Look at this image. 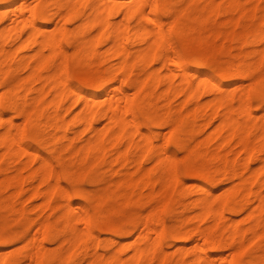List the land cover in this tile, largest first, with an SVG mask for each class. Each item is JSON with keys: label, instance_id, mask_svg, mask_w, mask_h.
Listing matches in <instances>:
<instances>
[{"label": "rangeland", "instance_id": "374dc122", "mask_svg": "<svg viewBox=\"0 0 264 264\" xmlns=\"http://www.w3.org/2000/svg\"><path fill=\"white\" fill-rule=\"evenodd\" d=\"M35 1L36 0H33L32 3H34ZM43 1L45 3H46V1L47 2L49 1L48 2V8L50 9V11H52L53 9H54L53 11H55V9L58 10L57 12H55V14H54L55 16L52 18V20L47 23L48 29L54 28L55 26H54L53 20H57L59 23L60 22L59 20H61L60 18L57 19V17H58L57 15H59V11L63 12L64 10H66L64 8L65 7V0H61V2H60L61 4H56V6H58V8L53 7L55 5L50 3V0H43ZM127 1H129V0H127ZM167 1H169L168 4H167L166 0H164L163 3L165 2V4L168 6L167 7L165 5L167 8L174 9L173 14L172 13L170 15L167 14L163 8L164 6L161 9L160 6L163 3L159 2V9H158L157 15L162 20H164V25H163L164 27L166 26V24H167V26H169V28H167V26H166V28L168 30L167 32H166V28H164V29L166 32L165 33L166 36H167V33H168V35L170 34L168 36L170 42L169 43H168V41L164 42V39H163L162 42L157 45V47H156V55L157 56H155V58H154V61H153L154 67L153 68L156 70V72L160 71L161 74L165 75V78H166L168 76L167 74L171 73L168 70L171 68V66H170V68H168L169 66H167V67L162 66V63H163L162 56L165 54V52L167 54V51H168V53L170 52L169 55H171V54L173 55V53H174L173 51L176 50V53H174V55L181 56L183 61H185V63L188 66L187 69H188L189 73H191V71L195 72L196 70L199 71L200 73L205 72L206 74H209L211 81H214V82L217 81V84L220 82L221 84L220 83L218 84L220 93H219L218 89H216V86L218 87V85H216L214 88V85L213 84L210 85L209 84L210 82H208L207 85H209V86L206 85V87L200 89V91L202 89L203 90H202V92H199L200 95L198 96V99H196V98H195V100L189 99V98L184 99L183 95H185V93L178 91L179 89H177V88H179V85L175 89L176 85L174 86V84H172L174 82L177 84H178V82L180 83V81H179L181 79L180 72L182 73V71H181L182 69L180 70L177 67H175V70L177 69L176 71L173 69L174 72H172L171 75H173V73H174L175 76H173V78L171 77L172 79H170L171 80L170 83H168V82L166 83L164 76L161 77V75H159L160 74V72H159V73L155 74L152 77V79L147 81L144 88H142L139 91L138 90L134 91V90H136V89H134V88H136L135 84L139 80H141L142 73H145L144 71H146L144 68L149 67V66L145 65L137 57H136V59L134 57L135 60L133 58H132V60H133V63H135V64L132 65L133 66L132 70L128 76L127 81H125V83L122 80L124 75L122 74L123 76H120L121 73L120 74L118 73L116 76H114V75L112 76V74H110V76H108L110 73V70L115 65V61H117L115 56L114 55L111 56L112 53L108 50V48H110V43L105 38H103V36H99L98 38L96 37L97 39L94 38L95 39L94 40L95 41V47L97 48V50H100V51L94 52L96 50V48L93 47V51L91 50L90 52H88L90 54L86 53L85 55H83V53L81 52L82 54L80 53V54H78V56H76V55L73 56V54H75V52H74L75 51V49H74L75 44H77L76 43L77 41L81 40V33L78 31V28L76 29V25L78 26L81 19L76 18V20H75V18H71L73 21H69L68 19H65L63 21V19H62L63 23H61L60 25L63 26V24H64V28H65L66 32H65V34H63L60 37L59 42H60L61 47L64 49V51L67 52L66 56H65L66 68L64 69L65 70L64 75L67 79L68 85H70L69 87L73 88V91L77 90V91L81 92L83 95H87V94L92 93V94H95L96 96H99L100 98H103L104 94L106 92L105 89L108 88V86H110L112 84L114 85L116 82H117L116 84H118L119 80L122 81V84L120 83L116 87L121 86L123 89H126V91L130 90V91H128L129 93H133V92L135 93L136 92L135 94L134 93L132 94V97L134 98L133 108H132V111H130L131 114L128 113L129 115L127 114V116L129 117L130 115H133V117H134L133 120L137 121V124L140 128V131H135V133L133 134V141L131 143H129L130 140L128 138L121 139V141L120 140H111L109 144L105 143V144H108V146L105 145V150H103V153H101V155L102 154L103 155L102 156L100 155L101 157L99 156L100 158H98L97 155H89V156H91V159L89 156H87L85 159H83L81 157L80 153L78 152L79 148L75 152H73L74 150H72V149H74L75 146L80 145L84 139L88 140V137H90V135H91L89 133L90 130L85 128L84 126H82L84 123H82V122L80 123L77 121H75V123L72 122V119H73L74 114H75V110L77 111V109H78L77 107H79L80 104L82 106V103H83L82 99L83 98L79 99V100L72 99V97H71L72 95H67L68 92L66 91V93H65L66 96L64 95L63 97H61V99H59L60 101H58V106H57L58 109H55L56 108L55 105H57V104L53 105L54 103H51V100L54 96L52 95L53 93H49V92H52V91H50V87L48 85L49 83H51L49 81L46 83V86H45L46 92L43 95V97H44L43 100L41 101V103L44 102V105L46 104L45 102L48 101L47 106L46 107L42 106L41 110L38 108L36 111V114H34V118L32 120H26L25 119L24 122L22 123V120L24 119V118H22V116L24 115L21 112L22 108H28L29 107V104L31 102L29 99L32 100L34 97V95H32V94H36L37 89L43 85V83L41 81H39V80L35 81L34 80L35 82L32 81V84L30 85L31 88L26 91L28 93V96H32V97H28L27 101H30V102H23L22 103L21 101H19L17 106L7 107V108L4 107L5 109L3 108V105H0V113L4 117L10 115L11 117L10 116L9 117L13 118L14 121L16 122V125H15L16 129H14V132L16 130L19 131L16 126L21 125V123L23 124L22 128L20 129L21 133L19 134L18 132H15L16 136H18L20 138L18 139V137H17L15 139V140H17V142L14 140V142H15L14 148L16 146V143H17V145L18 144L21 145V146H19V145L17 146L18 147L17 150L22 151V150H24L25 147L27 148V150L25 148V150L27 152L26 151L23 152V155H19L21 153V151L20 152L17 151L18 154H16L15 156L14 155L11 156L12 154L10 155L9 153H7L9 155L6 156V155H4L6 153L3 154V152H4L3 147L0 146V154L1 155L3 154L2 157L0 155V188H1L0 189L1 190L0 191V253L1 254L3 253L2 256L4 255V253H7V255L5 254L6 256L4 255L5 259L3 260L2 264L8 263L7 259H6V258H9L8 255L12 256L8 259L10 261L8 264H11V262H13V261H15V264L16 263L21 264L22 262L24 263V261L27 259V257H25L27 255V254H25V252L28 250V252L30 253L33 250V248H32L33 243L31 242L32 245L30 246L31 243L27 242L28 240H25V238H27L28 236L29 237L31 236L30 238H32V236L36 233V231H35L36 224L37 223L39 224V225L37 224V228H38L41 224H43L44 221H42V220L44 218H47V219L50 218V219L48 220L49 222L45 221L47 223L46 234H43V236H42V232H40L41 235L38 233V236L39 235L42 236V241H41L42 244H45L44 245L45 248L43 249V255L45 256V259H43L44 256H42L41 262H39L40 264H61L63 262L62 260H64V262H66V264H98L99 261H101V263H102V260L104 258L107 260H103V264H104V262H105V264H108V263L109 264H138L139 262H140L139 264H142V262L139 261L138 259L132 258V253L134 252V250L132 251L133 248H132L131 244L133 245V240L135 241V239H137L136 238L137 237L136 231H138V233L140 232V230L142 228V223H143L142 220L144 219L145 215H148L147 214L148 212L149 213H151V212L155 213V215L159 218V220H161L159 223L163 222V224L162 223L161 224L164 226V231H165L163 233L162 237L160 238V246L162 245L161 248H164V251H166V252L162 253L163 252L162 249L160 250V248H158V251L159 250L162 251L161 253L163 256L161 254L158 255V251H157L152 256V258L150 256V263L151 264H159L158 261H160V259L158 257L164 258L161 261L162 263L160 262L161 264H193V260H194V258H196V256H200V259H201V261H203V263H205V260L207 261V259L210 258L209 257L210 255L212 257V254H214L213 256H216V254L219 255V253H222L226 256H230V254L232 253L231 251H234L233 250L234 248H233V246H231V244H230L231 247L228 245L229 244V238H228V243L225 242L227 240H226V237H224V235L227 233L226 235L228 236V233H229L230 229H232V227H234V228L238 227L236 229H232V230H234V233H231L232 235H230L231 236L230 239L233 238L232 241H235V244H237V242H238V247L242 246L241 247L242 249L240 248L241 249L240 260H241L242 264H249V262L251 264L252 263L253 264H264V230H263L264 224L262 223L261 225L257 226L256 228H253L254 226H253L252 222H254V221H252V219H250L248 217L249 212L253 211V209H255L257 206L256 204L258 203L255 190L256 189L261 190L260 186H264V179H263L264 178V169L262 170L263 172L258 174V176L256 174H253L254 172L252 170H250V167H251V169L253 168V170H254L257 167L262 165L261 160L263 159L264 152H261V151L264 150V143H263V139H260V137H258V135H259V133L261 134V125H262L261 121L263 120L264 116L262 114H260V116L257 117L258 120L255 119L256 117H253L254 118L253 120H255V122H254L255 126L253 128L252 125H254V124L250 125V126H252V128L249 130L250 141L252 140L251 138L255 139L256 141L252 140L253 142H256V143H254L255 147L259 146L258 148L254 149V150H256V151L258 150L259 152H261V153H258V151L257 152L254 151L253 157H254V155L260 154V156H256L259 159L256 157H255L256 160L252 158L251 160L248 161L250 164L248 166H245L246 161H247V154L245 151H244L245 153H243L242 148L239 149L240 143L237 142L238 144H236L234 142V140L237 137H231L230 139H228V140L226 139V141L223 142L221 139L222 138L224 139L225 137L216 136L213 134L214 133L213 130L215 128V126L213 127V125L218 124L217 121L219 119L218 118L219 117V111L223 108L225 110V107L223 106L221 108L216 109L217 112L214 111L215 113L212 116V115H210V113L213 114V112L208 111L210 109V107H212V105L207 106V107H205V105L204 106L202 105V103L206 102V100L212 99L214 97L213 94H217V91L219 94H221L224 91L226 93L227 90H235L234 84L236 82H238L239 78H240L241 79L240 81L242 83H244V85H245L244 87L247 88V94H248L247 101H248V105H249L251 112H255V113L257 112V114L254 113L255 116L259 115V113L262 112L261 106L264 104V89H263L264 88V86H263L264 85V76L262 78L263 80H261L263 82L261 83V81H260V84H259V86H261V87H259L260 88L259 92L262 93V95L259 92H258L259 95L257 92H254L253 88L251 91V87H253L252 85H254V84H252L254 81L252 78V75L257 77V76H259V75H257V73H260L261 70L264 72V65L261 66L264 63V59H263V57H264V39H262V38H264V34H263L264 33V24L261 23V22H264V0H240L241 4L238 2L240 4L239 6L237 3L238 0H236V1L234 0L235 1L234 3L235 4L237 3L236 4L237 6L235 4H230V3L227 4V2H228L227 0H215L216 4L218 3V5H216L217 7L214 6L215 8L213 7L214 10L211 6H210L211 8L209 6H206V5H209V4H207L208 3L207 0H205V1L204 0H191L188 4H186L187 6L185 8L183 7L185 9L184 12L182 11L183 8H181L180 5H183L182 3H185L186 0H167ZM171 1L172 2L175 1V3H172ZM161 2H162V0H161ZM90 3H92V0ZM62 5H64V6H62ZM184 6H185V4H184ZM218 6H219V8H218ZM231 6H233V7H231ZM234 6L236 7V9L232 10L233 8H235ZM7 7H10L8 5V1L0 0V10L1 9L3 10L5 8V10L9 11V13H8V15H9L11 12V7H10V9L9 8L6 9ZM166 7H165V9H166ZM208 8L212 9L213 12L210 11V9L207 10ZM147 9L149 11V8H147ZM82 10L85 13H88L87 10L90 11L89 6L88 7L86 6V8L84 7ZM200 11H201V13H200ZM215 11H216V13H215ZM114 12H112L114 16L111 14L112 15L111 18L114 19V21H117V20H120L121 18H123V16L120 15L122 11H117V12H115L116 14H114ZM174 12L178 13V14H180V12H181V14H180V16H178V20L172 24L170 21H173V15L175 14ZM11 14H10V16L7 15L5 18L0 17V26H2V27L5 26V24H3L4 21H6V22L8 21L7 24L9 22H11V21H9V19L12 18ZM165 14H166V16H165ZM183 15H184V17H183ZM167 18H168V20H167ZM36 20H39L38 17H36ZM165 20L167 21L166 23H165ZM120 21H122V20H120ZM77 22H78V24H77ZM125 23L126 24L128 23L127 24L129 26L128 29H129V32L131 34L133 31L132 30L133 28H131V27L136 24L135 17L128 18ZM255 23L258 26H259L258 23H260V26L263 27V30L261 32L259 31L260 28L257 27V25ZM152 26L155 28L157 27L154 24ZM254 26H256V29L259 28V30H256V31L260 32L259 35L261 36V38L259 36L257 40L254 39V41H253V37L256 38L255 36L257 34V32L256 33L254 32L255 31ZM130 28H131V31H130ZM0 29H2V28H0ZM75 29H76V31H75ZM17 30H18V32L15 35H17L18 33H20V34H18L19 37L16 36L15 39H13V37H12L15 30H13L14 32L11 31V33L6 35V39H7L6 43L9 41L8 43H9V46L11 48L12 47L14 48V46H16V45L18 46V44H19L18 42H19L21 36H23V38H24V36L26 35L25 34L26 32L19 31L21 29L18 28ZM178 30H179V33H178ZM68 32H70L72 34V36L69 34V37L66 38L67 37L66 34L68 35ZM73 32L75 33V36H76L75 38L73 37V35H74ZM97 32H98V28H91L88 31L87 35L89 34L90 37L91 36L94 37L97 34ZM261 33H262V35H261ZM130 34H129V36H130ZM241 35H242V37H241ZM251 35H253V37ZM248 36H250V37H248ZM251 37H252V39H251ZM72 38L74 41L72 40ZM165 38L168 39L167 37H165ZM69 39H71V40H69ZM133 43L135 45H133ZM164 43L169 44L168 47H170L169 48L170 51H169V49H167L168 47L166 48L167 45L165 47L163 46ZM125 44L126 45L128 44L127 46L129 48L132 46L135 47L136 45H138L135 42V40H133L131 37H130L129 41L127 39H125ZM9 46H7V47L9 48ZM35 47H36V45L33 44L30 47V49L35 50L34 49ZM99 47H100V49H99ZM172 48H173V51H171ZM73 49H74V51H73ZM255 49L257 51L259 50L258 51L259 53L255 52L256 51ZM245 51H247V52H245ZM97 52H99V53H97ZM260 53L261 54L263 53L262 54L263 57H261V58H260V56H261ZM104 54H105V57L107 55L108 56L106 58H104V56H103ZM193 54H194V56H193ZM245 54H247V56H249V57H247ZM259 54H260V56L258 58ZM82 55H83L84 59H83V57L79 58V56H82ZM87 55L88 56L91 55V56L88 57ZM133 56H136V55H134V51L132 52L131 57H133ZM100 57H103L104 59L100 58ZM163 57H165V56H163ZM256 58H258V60L263 59V61L260 64H257L258 60ZM51 60H52V62L50 63L51 65L48 64V66H46V70H49V72L53 68L54 63L57 65L59 59L53 57V59H50L49 62ZM75 60L77 62H79V64L77 62H75ZM83 60H85V62ZM249 60H252L254 62H251L249 64L248 63ZM56 61H57V63H56ZM86 61H88L89 63L87 64ZM138 62H140V63L138 64ZM239 62H240V65H239ZM242 62H243V64H242ZM74 63H75V65H74ZM142 63L145 66L141 65ZM254 64L256 65L255 66L256 69L253 68ZM11 65L13 67V70H15V71H12L13 75L11 74V77H9L10 75L8 76L9 79H18L19 76L21 78V76L26 75V73H27V72H25L26 70H21V68L17 65L16 62L12 61ZM135 66H137V67H135ZM159 67H161V69ZM172 67H174L173 64H172ZM227 67H228V69H227ZM233 67H235V68H233ZM242 67L244 69H242ZM109 68H110V70H109ZM229 68H230V70H229ZM250 69H252L253 71H251ZM46 70L44 69L43 72H45ZM105 70H108V71L105 72ZM233 70H235V71H233ZM244 70H245V72H244ZM166 71H168V72H166ZM49 72L46 71L45 73H49ZM132 72L134 74H132ZM239 72H241L242 74L240 75ZM221 73L223 75H221ZM247 73H248V75H247ZM190 75H189V77H190ZM246 75H247V77H246ZM261 75H263V74H261ZM117 76H119V77H117ZM139 76H140V79H138ZM191 76H193V77H190L192 82L193 81H194V83H195V81L197 82V80H195V79H198L197 75L195 76L196 78L194 77V73ZM104 77H106V78H104ZM109 77H110V79H109ZM103 78L106 80H103ZM135 78H136V81H135ZM158 78H160V79H158ZM167 78L169 79V76ZM2 79H3V75H2V77L0 76V80H2ZM137 79H138V81H137ZM168 79H167V81H169ZM102 80L104 81V83H102L103 82ZM133 80L135 81V83L133 82ZM128 81H130V82H128ZM160 81H162V82H160ZM153 82L155 84H157L156 87L154 85L155 88H153ZM148 83H151V84H148ZM250 83H251V85H250ZM127 84H128V86H127ZM168 84H171V86L170 85L168 86ZM113 85H112V87H113ZM220 85L222 86V88ZM28 86H29V84H28ZM167 86L171 87V88L168 89V94L166 95V93L164 91H166ZM148 87L150 88V92L148 89L145 90ZM32 88H36V89H32ZM162 88L165 90H163ZM2 89H4V87L0 86V92ZM68 89H70V88H68ZM170 89H171V91H170ZM209 89L210 90L212 89L213 91L212 90L210 91ZM215 89L217 90L216 93L214 91ZM222 89H223V91H222ZM239 89L240 88L236 89L237 93L240 90L242 91V89H240V90ZM33 90H35V91H33ZM204 90H205V92H208V93L203 95ZM243 90H244V88H243ZM21 91L25 92V89L21 90ZM143 91H147L146 92L147 95ZM161 92L165 93L164 96H163V93H161ZM170 92H174L175 95H172L174 93L170 94ZM160 93H161V95H160ZM225 93H224V95H225ZM237 93H235L236 97L239 96V93H238V95H236ZM142 94H145V96H143L141 98ZM147 96H149V98ZM236 97H234V100H233L235 107L238 105V100H239V98L238 97L236 98ZM65 98H66V100H65ZM73 98H77V96L74 94ZM170 98H172V99H170ZM138 99L140 101L141 100L142 101L137 102ZM183 99L186 101H184V103L182 105ZM145 100L146 101L149 100L150 101L149 103H152V105L150 106V104L146 103ZM73 101L76 103L72 104ZM167 102H169V103L167 104ZM55 103H57V102H55ZM140 104H143V105H140ZM164 104H165V106H164ZM200 104H201V107L203 106V107H205V109L203 107L202 108L204 110L200 108L201 114H197L196 111L198 113L200 112L198 110V106ZM139 106H141V107H139ZM59 107L62 109H59ZM217 107H218V105H217ZM8 108H10V109H8ZM141 108H142V110L140 111ZM166 108H169V109L165 112L164 109L166 110ZM186 108H187V110L185 111ZM195 108H197V109H195ZM213 108H215V106ZM193 109H194V112H193ZM39 110L41 112H39ZM55 110L59 111L60 114L68 120V122H67V120H65L64 117L60 116L59 114H58V116L61 117V120H60L61 123H63V122L64 123L61 124L60 121L58 122V119H59V117L57 116L58 112L56 113ZM143 110H145L144 111L145 113L143 112ZM184 111H185V113H184ZM190 111H191V113H193L192 115H194V116L191 115L193 118L189 117ZM182 112H183V114H182ZM220 112H222V110ZM53 113H55L57 118L54 117L55 115H47V114H53ZM239 114H240V112H239ZM36 115H38L39 118H37ZM145 115H147V117ZM261 115L263 117H261ZM131 117L132 116L129 117L130 120H132ZM241 117H243V114L241 115ZM249 117H248V119H250ZM178 118L180 120H177ZM4 119H9V118L5 117ZM47 120L53 121V123H52V126L50 125V127H48V128L46 125V127H45L46 130H45V128H43V127L45 126V124L48 123ZM100 120H102L103 124L100 123ZM100 120L98 119L97 122L95 120V125L99 124L100 126L99 125H96V126H99L100 129H103L106 119L100 118ZM146 120H148V123ZM35 121L39 122V123H35ZM6 122H7V120L1 121V123H0V127H1L0 128V134L2 133V131L5 130V127H3V126L9 124ZM18 122H20V124L17 125ZM66 122H67V124H66ZM174 122L176 124H173L174 125V127H172L173 129L172 130L170 129L171 131H169V125L171 126L172 123H174ZM41 123H43L44 126L41 125ZM166 123H168V124H166ZM251 123H252V121H251ZM1 124H2V126H1ZM60 124H61V126L63 125L62 127L64 128V131H63V129H61L62 127L60 126ZM54 125H55V127L58 126V128L54 129V127H53ZM67 126H68L69 130H68V128H65ZM82 128L84 129V131L82 130ZM131 128H135V127H133L131 125ZM43 129H44V131H43ZM185 129L186 130L188 129L189 132L188 131L186 132ZM258 129H259V131H258ZM142 130H143V132L146 131V133H148L151 136L152 143L155 141L154 142L155 145H154V143L151 145L150 140L143 145V132H141ZM48 131H49V133H47ZM81 131H82V133H81ZM162 132H164V133H162ZM250 132H251V134H250ZM17 133L19 135H17ZM65 133H67V134H65ZM152 133L154 134V136ZM49 135H50V137H49ZM52 135L53 136L55 135L56 139ZM65 135H67V138H64V137H66ZM68 135H70V137H71V138L69 137L70 140L68 138ZM75 135H76V138H75ZM163 136H165L166 138H163ZM174 136L175 137L180 136L179 139H180V141L182 139L183 145L178 144L175 141V138L173 139ZM153 137L156 138L157 140H155ZM196 138H198V139H196ZM66 139H68V141ZM125 139L129 140V141L127 140V142L130 145H128V143H126ZM71 140H72V142L69 143ZM195 141L198 142L199 144L195 143ZM252 141H251V143H252ZM67 142L71 146L67 145V147H66L64 144H66ZM85 142H83V144ZM194 143L196 144V146ZM83 144L80 145V147L83 146ZM219 144H222V145L220 146ZM131 145H133L134 147H132ZM163 145L165 146V150L163 149L164 148ZM63 146H65L66 148ZM160 146H162L163 148ZM118 147L119 148L121 147L120 148L121 150H123V149L125 150L127 147L128 148V150L126 149L127 153L124 151V156H123L122 151L117 149ZM106 148H107V150H106ZM152 148L154 150H152ZM181 148H183L184 150H182ZM217 148L220 150V152L218 151ZM112 149H113V151H112ZM155 149H157L156 151H158V149L159 150L161 149L162 152L164 150L165 151V154H163L164 158H165V156L167 158L170 155V153H171V155L174 154L173 156L175 157L174 158L175 161H173V162L175 164L173 163L172 175H170V179H172L173 181L176 180V181H174L175 184L173 182L174 185L172 183H170L172 180L167 184V182H165V180L167 181V179L164 180L165 177L162 178L167 173H166V170H164L165 171L164 172V171H162L163 169H161L164 162H161V163H163L162 165H161V163L156 164L157 162L155 160V156L157 154H154V153H156ZM186 149L190 150V151L188 152ZM29 150L36 151L34 154L35 157H31L33 159V161H31L32 159L29 158V155H31V156L33 155V154H30L31 151L28 152ZM239 150H241V151L239 152ZM214 151H217V152H214ZM236 152L238 153V155ZM69 153H72L71 154L72 156L69 157ZM182 153H183V155H182ZM209 153H210V156L207 157L209 155ZM126 154H128V155L126 156ZM214 154H217V156H214ZM235 154H236V156L234 157ZM41 155H43V157H46L45 163H43V161H42L43 157H41L42 159L39 157ZM79 155L82 159H78ZM115 155H116L117 159L114 157ZM184 155H186V156H184ZM223 155L227 157L224 159L228 160V157L231 158L228 160L229 163H231V164L235 158L233 164L229 166L230 168L227 166L228 161H227V164H226V161L224 162V159L222 158ZM142 157H144V158H142ZM97 158H98V160H97ZM242 158H244V159H242ZM143 159H145V160H143ZM81 160H82V162H81ZM164 160H166V159H164ZM242 160L245 163L244 162L242 163L241 162ZM59 161H60V164H59ZM77 161H79V162H77ZM251 161H253V162H251ZM96 162H97V164H96ZM240 162L242 164H244L243 167L241 166ZM48 163L52 164V165H50L51 171H48V170H50V166H48L49 169L47 171L50 173H49V176H47L48 174H45V175L47 177H49L50 181L56 180L58 178V180H56V181H58L57 185L55 186V188L53 187L54 190L52 188L53 193H51L52 190L50 188L51 184H49L50 181L48 182L49 179L44 178L46 176L42 174L43 170L45 169L43 167V165H46V168H47ZM223 164H225V165H223ZM234 164L238 165V168H236V165H234ZM154 165H155V167H154ZM156 165H158V166H156ZM40 167H43L44 169L40 168ZM140 167H141V169H139ZM163 168H164V166H163ZM194 168H195V170H194ZM39 169H41L42 171H40ZM55 170H56V172H55ZM138 170H140V171L138 172ZM17 171H18V173H17ZM227 171H229V172L227 173ZM242 171H243V173H242ZM40 172H42V173H40ZM239 172L242 174L240 175ZM55 173L58 174V176L56 179H53L56 175ZM149 173H150V175H149ZM41 174L43 177L40 176ZM175 174H176V176H175ZM244 174L247 175V177L246 176L245 177L249 181L247 183V185H249V187H250L249 183L250 182L252 183L251 184L252 193L246 194V196L247 195L249 196L248 200H247V197L245 196V194H244V196L246 197L245 199L243 196H241L242 193H244V192H238V193H236L235 196L233 195L234 197L231 196L230 200H229V206H231L230 208L233 207L232 210H230L228 212L229 206H227L224 208V211H223L224 216H223V214L221 215L224 218L225 214H226V217L228 219H222V217L220 218V216H218L216 218H212L211 217L212 215H209L208 217H206L204 215L201 216L200 211H198V206L197 205L195 206V204H196V202L194 203L195 199H194V201L192 199L195 196H196L195 198H197V196L199 195V194L196 195L200 191V189H198L200 187L196 186L197 184L204 185L205 187L207 186V188L211 189L210 191L212 193H214L213 195L217 196L219 194H222V192H224V190L226 188L230 187L228 185L233 184V186H235L236 185L235 181H238L239 178L244 176ZM237 175H238V177H236ZM171 176H173L176 179H173V177L171 178ZM126 177L127 178L129 177L128 183H131V182L133 183L135 181L132 184V186H131V184L130 185L128 184V186H127V183L124 180L122 183H124V182L125 183L120 186V184H122L121 183L122 180L119 182L118 179L125 178V180H126L127 179ZM145 177H147L146 178L147 180L143 179ZM152 177H153V181H155V182L150 184V182L152 180H148V179H152ZM12 178L15 180L12 181ZM237 178H238V180H236ZM46 179H47V181H46ZM144 180H145V182H144L145 185L143 183ZM116 181H118V183ZM13 182H15L16 188H15V186H13L14 185ZM59 182H60V184H59ZM10 183H13V185ZM50 183H53V182H50ZM165 183H166V185H165ZM18 184H19V187H18V191H17ZM54 184H56V182ZM58 185H61L63 188L64 187L66 188V189L64 188L63 190L67 191L68 194L66 196H68V197H66L64 194H62V193H64V191L62 192V187L59 186V188H58ZM124 185H125V187H124ZM164 185L166 186L165 187L166 189L164 188ZM172 186H173V188H172ZM35 188H38V189L42 188L43 191H41V192H43V193L45 190L46 195H45V193L43 194L44 198L42 197V194L38 189H37L38 190L37 192L36 191L34 192V193H36V195L33 194V191L35 190ZM162 188H164V189H162ZM168 188L171 189L170 192H166L169 190ZM197 190H199V191L197 192ZM39 192H40V195H38ZM256 192H258V191L256 190ZM47 193H49L48 195H52V196H50V200L45 199L47 196ZM79 193H81V194L79 195ZM90 193H92V194H90ZM165 193H166V195H165ZM215 193L217 195H215ZM153 194H155V195H153ZM157 194H159V196H157ZM88 195L90 197L87 198ZM65 198L71 199L74 204H77L75 202L82 204V209L80 206L76 207V209L77 208L81 209V212L79 211V213H82L83 210L87 211L89 213V215L91 216L92 220H91L89 230L86 227H84V223H83L84 220H81L83 222L78 224L80 231L82 228H85L86 230L89 231V232L85 231L87 235L90 233V230H91V233L93 232L92 237L90 235H89L90 237L85 236L86 234L82 235V237L83 236L86 237L84 242L87 243V245L85 243H83L82 241H78L82 238L76 239V242L74 241V243L76 245V246L74 245L75 248L73 247L72 241L70 242L69 247L67 246L68 248L65 247V244L67 245L69 243L68 241H70V239H69L70 237L68 238L69 240H66V243L62 242L65 240V238L63 240V236L64 237L66 235L68 236V233L72 232V230H71L72 228L70 226H68V224L71 225L69 220L71 217L70 213H72V210L67 212V214H66L64 212L65 210L63 211V209H62L65 205L63 202L66 200ZM84 198H87V199H84ZM101 198H103V199H101ZM61 199H62V201H61ZM192 201L194 204H191ZM244 201H245V203H244ZM46 203H47V205H46ZM95 203H96V205H95ZM241 203H242V206H240ZM45 205H46V207H45ZM55 205H56V207H55ZM190 205L195 206V208L190 206ZM246 205L248 207H246ZM158 206L161 207V208L159 207L160 210L157 208ZM51 207H53V209ZM156 208L159 211L158 214H157V211L155 210ZM234 208H235V210H234ZM238 209H239V211H238ZM196 210L198 211V213H200V216L202 218L200 216H198V213ZM61 211H63L65 214L63 215ZM59 215H62V216H59ZM151 215L155 216L153 214H151ZM185 215L186 216L189 215L190 218H188V217L186 218ZM157 217H154V218H157ZM199 217L201 218V220ZM204 217H205V219H204ZM209 217H211V218L209 219ZM184 218L187 220L189 219L188 222ZM217 218H218V220H217ZM219 218H220V220H219ZM229 218L230 219L235 218V220H238V222L236 221V224H235L234 223L235 220L234 221L233 220L228 221V220H230ZM215 219H216V222H214ZM182 220L184 222H182ZM217 221H218V223H217ZM65 223L67 224L66 226H65ZM134 223H136V224L134 225ZM215 223L217 225L221 224V225H219L220 228L215 229V227H214V228H212L213 229L212 230L209 226H211V225L215 226ZM232 223H234V224H232ZM237 223L238 224L240 223L239 224L240 226H238ZM229 224L231 226L228 228L227 227L225 228V225L228 226ZM234 225H237V226H234ZM135 226H137V227H135ZM139 226L141 228H139ZM219 226H217V227H219ZM221 226H223L225 228V230H228V232H226L223 228L222 230H224L225 234L222 233V235H221V233H219V232H222L220 230ZM241 226H243V227L241 228ZM117 227H118V229H117ZM196 227L201 229L199 232L204 230L203 232H201L204 235L207 233L209 234L208 231L212 230L211 231L212 236H211V233L209 234V236L212 239H214L216 236L214 241H216V239L218 240V238H219V240H218L219 242L216 241L217 244L212 245V246L216 245L214 247V249H213V247H210L211 245L209 246V245L205 244V240H202L203 236L201 235V233H198V228H196ZM208 227L211 230L205 231V229L207 230ZM193 228L196 230H193ZM243 228H244L245 232H244V234H241L240 230L243 231ZM85 229H83V231ZM188 229H189V231H188ZM256 229H257L256 232H258V235H260V236H258L257 233L255 232ZM130 230H133V231H130ZM182 230H184V231L182 232ZM232 230L230 232H232ZM152 231L155 233H153ZM85 232H83V233H85ZM127 232H128V234L125 235ZM129 232H130V234H129ZM189 232H191V233H189ZM205 232H207V233H205ZM253 232L257 236L254 235ZM119 233L121 236L119 235ZM156 233H157L156 231L151 230L150 234H153V236H154ZM195 233L196 234L198 233L201 236L198 234L196 235ZM177 234L178 235L180 234V236H178V238H179L178 240H177V236H176V238L174 236ZM69 235H71V233H69ZM134 235H135V237H134ZM182 235L183 236L186 235L187 239L183 240L181 238V237H183ZM195 235H196V237H195ZM219 235H220V237H218ZM234 235L236 238L232 237ZM238 235H239V237H238ZM241 235H242V240H243V241L241 240L242 242H240ZM155 236H157V234ZM155 236L153 238H156ZM197 236H198V239L197 240L194 239V237L197 238ZM29 237H28V239H29ZM84 237H83V239H84ZM87 237L89 238V240ZM131 237L134 239H132ZM171 237H173V238H171ZM188 237H190V238H188ZM237 237H238V240H237ZM222 238H224V239H222ZM39 239H40V237H39ZM152 239L150 238V242L153 244L154 241H152ZM153 240H155V239H153ZM223 240H224L225 244H222L223 246L219 245V243L223 242ZM77 241H78V244H76ZM196 241L200 244H198ZM203 241H204V243H203ZM26 242H27V244H26ZM129 242L131 243L130 245H129ZM177 243H178V245H177ZM182 244L183 245L185 244L186 248L188 249L187 250L188 252H187L186 256H184V257L182 255H185V254H181L179 252V248H178ZM195 244H197L198 246ZM201 244L203 245L202 247L204 249H206L205 251L201 248ZM61 245H62V249H60ZM126 245H127V247H126ZM24 246H27V247L24 248ZM130 246L132 249L130 248ZM195 246L197 247V249L195 248ZM206 246H208V247H206ZM221 246H222V249H221ZM121 247H122V249H121ZM65 248L67 250H65ZM95 249H97L99 251V253H95V251H97ZM61 250L63 252H61ZM64 250H65V252H64ZM201 250H203V251H201ZM22 251H23V253H22ZM130 251H132V253ZM117 252H118L119 256L118 255L116 256ZM20 253H21V255H20ZM198 253H200V254H198ZM204 254H205V257H203ZM257 254L259 255V257L257 256ZM68 255H69V257H68ZM155 255H156L157 259L154 258ZM98 257L100 259H102V258L103 259L98 261L97 260ZM46 258H47V260H46ZM202 259H204V260H202ZM5 260H6V262H5ZM166 260L168 262H166ZM16 261H18V262H16ZM27 261L29 262V259H27ZM45 261H47V262H45ZM58 261H61V263ZM110 261H111V263H110ZM252 261H254V262H252ZM106 262H108V263H106ZM226 262H227V260H224L221 264H226ZM12 264H14V262Z\"/></svg>", "mask_w": 264, "mask_h": 264}, {"label": "bare ground", "instance_id": "6f19581e", "mask_svg": "<svg viewBox=\"0 0 264 264\" xmlns=\"http://www.w3.org/2000/svg\"><path fill=\"white\" fill-rule=\"evenodd\" d=\"M5 1H8V5L11 7V12H10V14H11V19H9V21H11V22H9L8 24H7V22L6 21H4V23L3 24H5V26L4 27H2V26H0V28H2V29H0V76L2 77V75H3V79L2 80H0V86H3L4 87V89H2L1 90V92H0V105H3V108L4 107H15V106H17V104H18V102L19 101H21L22 103L23 102H30V104H29V107L28 108H22V110H21V112L24 114L23 116H22V118H24L23 120H22V123L24 122V120L26 119V120H32L33 118H34V114H36V111H37V109L39 108L40 110L42 109V106H44V107H46L47 106V104H48V101L47 102H45L46 104L44 105V102H42L41 103V101L43 100V95L45 94V92H46V89H45V86H46V83L47 82H51V83H49L48 85H49V87H50V91H52V92H49V93H53L52 95L54 96L53 98H52V100H51V103H54L53 105H55V104H57V105H55L56 106V108L55 109H58V101H60L59 99H61V97H63L64 95L66 96V91L68 92L67 93V95H72L71 97H72V99H76V100H79V99H82V106H81V104H80V106L79 107H77L78 109H77V111L75 110V114H74V117H73V119H72V122L73 123H75V121H77V122H82V123H84L82 126H84L85 128H87V129H89L90 130V137H88V140L87 139H84L83 141H82V143L80 144V145H82L83 144V142H85L84 144H83V146H81L80 147V145H77V146H75L74 147V149H72V150H74L73 152H75V151H77V149H78V152L80 153V155H81V157L83 158V159H85L87 156H89V155H97V157L98 158H100L102 155H101V153H103V150H105V145L106 146H108V144L110 143V141L111 140H120L121 141V139H124V138H128L129 140H130V142L129 143H131L132 141H133V134L135 133V131H140V128H139V126H138V124H137V121L136 120H133L134 119V117H133V115H130V116H132L131 117V119L132 120H130L129 119V117L127 116V114L129 113V114H131L130 113V111H132V108H133V100H134V98L132 97V94L134 93H129L128 91H130V90H128V91H126V89H123L121 86L119 87H116L117 85H119L120 83L122 84V81H120L119 79V82H118V84H112L113 85V87H112V85H110V86H108V88H106L105 90H106V92H105V94H104V97L103 98H100L99 96H96L95 94H87V95H83L81 92H79V91H73V88H71V87H69L70 85H68V82H67V79H66V77H65V68H66V58H65V56H66V53L67 52H65L64 51V49L61 47V45H60V37L63 35V34H65V32H66V30H65V28H64V24H63V26L62 25H60L61 23H63V21L65 20V19H68L69 21H73L71 18H75V20H76V18L77 19H81V21L79 22V24H78V22H77V24H78V26L76 25V29L78 28V31L81 33V40H79V41H77L76 43L77 44H75V51H74V49H73V51L75 52V54H73V56H78V54H80L81 52L83 53V55H85L86 53H88V52H90L91 50L93 51V47H95V39H97L99 36H103V38H105L109 43H110V48H108V50L112 53L111 54V56L112 55H114L115 56V58L117 59V61H115V65L113 66V68L110 70V68L112 67H110L109 68V70H110V73H109V75L108 76H110V74H112V76L114 75V76H116L118 73L120 74V76H123V82L125 83V81H127V79H128V76H129V74H130V72H131V70H132V65H134L135 63H133V60H132V58L134 59V57H135V59H136V57L139 59V60H141L145 65H148L149 67H146V68H144L146 71H144L145 73H142V78H141V80H139L138 81V79H140V76L138 77V79H137V83L135 84L136 85V88H134V89H136V90H134V91H139V90H141L142 88H144V86L146 85V83H147V81L148 80H150V79H152V77L155 75V74H157V73H159V72H156V70L153 68L154 66V64H153V61H154V58H155V56H157L156 55V47H157V45L158 44H160L161 42H162V40L164 39V42H167L168 41V43L170 42L169 41V35H168V33H167V36L165 35V33L168 31L167 30V28H169V26H167V24H166V26H167V28H166V26L164 27L163 25H164V20H162L158 15H157V12H158V9H159V2L160 3H163V1L164 0H162V2H161V0H129V1H127V0H92V3H90L91 2V0H65V9L66 10H64L63 12L62 11H59V15H57L58 17H57V19L58 18H60L61 20H59L60 22L58 23V21L57 20H53V23H54V28H51V29H48L47 28V23L49 22V21H51L52 20V18L55 16L54 14H55V12H57L58 10L57 9H55V11H50V9L48 8V2L46 1V3L43 1V0H36L34 3H32L33 2V0L31 1V0H5ZM31 1V2H30ZM188 1V2H187ZM191 0H186V2L185 3H182L183 5H180V7L181 8H185L187 5L186 4H188L189 2H190ZM205 1V0H204ZM228 2H227V4L228 3H230V4H235L234 2L236 1H234V0H227ZM61 2V0H50V3H52V4H54L55 6H53V7H57L58 8V6H56V4H61L60 3ZM166 2H167V4H168V2L169 1H167L166 0ZM172 2V1H171ZM170 2V3H171ZM207 4H209V5H206V6H211L212 8L214 7V6H216V5H218V3L216 4V2H215V0H207ZM240 3V0H238L237 1V3ZM172 3H175V1L174 2H172ZM236 3V4H237ZM238 3V6L241 4H239ZM164 4V5H163ZM160 7H161V9H162V7L164 8V10H165V12L167 13V14H173V10L174 9H170V8H167L168 6L165 4V2L163 3ZM184 4H185V6H184ZM235 4V5H236ZM167 7H166V6ZM62 6H64V5H62ZM86 6L88 7L89 6V9H90V11H88L87 10V12L88 13H85L82 9L85 7L86 8ZM205 6V7H206ZM237 6V5H236ZM10 7H7L6 9H10ZM165 7H166V9H165ZM210 7V8H211ZM217 7V6H216ZM231 7H233V6H231ZM235 7V6H234ZM62 8V7H61ZM147 8H149V11H148V9ZM183 8V12L185 11V9ZM210 8H208L207 10H209ZM215 8V7H214ZM214 8H213V10H214ZM218 8H219V6H218ZM255 8V7H254ZM160 9V10H161ZM176 9V8H175ZM178 9V8H177ZM203 9V8H202ZM232 9V8H231ZM234 9H236V7L235 8H233L232 10H234ZM239 9V8H238ZM256 9V8H255ZM116 10V11H115ZM206 10V11H207ZM117 12V11H122L121 12V16H123V18H121L120 20H122V21H120V20H117V21H114V19H112L111 17H112V15H113V13L112 12ZM163 11V10H162ZM210 11H212V9H210ZM28 12V13H27ZM114 12V14H116ZM208 12V11H207ZM213 12V11H212ZM222 12V11H221ZM230 12V11H229ZM8 13H9V11L8 10H5V8L2 10H0V17H2V18H5L7 15H8ZM148 13V14H147ZM175 13V12H174ZM200 13H201V11H200ZM209 13V12H208ZM207 13V14H208ZM211 13V12H210ZM215 13H216V11H215ZM214 13V14H215ZM2 14V15H1ZM10 14L8 15V16H10ZM112 14V15H111ZM180 14H181V12H180ZM180 14H178V13H175L174 15H173V21H170L172 24L173 23H175L177 20H178V16H180ZM212 14V13H211ZM114 16V15H113ZM165 16H166V14H165ZM36 17H38V19L39 20H36ZM131 17H135V21H136V24L135 25H133L131 28H133L132 30V33L130 34V32H129V26L125 23L126 21H127V19L128 18H131ZM170 17V16H169ZM183 17H184V15H183ZM186 17V16H185ZM202 17V16H201ZM62 19H63V21H62ZM165 19V18H164ZM67 20V21H68ZM116 20V19H115ZM126 20V21H125ZM167 20H168V18H167ZM57 21V22H56ZM125 21V22H124ZM259 21V20H258ZM57 24H56V23ZM167 21L165 20V23H166ZM179 22V21H178ZM182 22V21H181ZM201 22V21H200ZM199 22V23H200ZM155 25V26H157L156 28L155 27H153L152 25L153 24ZM261 23H263L264 24V22H261ZM7 24V25H6ZM56 24V25H55ZM76 24V23H75ZM152 24V25H151ZM171 24V25H172ZM256 24V23H255ZM254 24V25H255ZM259 24V26L257 25V27H259L260 28V30H259V28H257L256 29V26H254L255 28H254V32L256 33L257 32V34H256V38H254L253 37V35H251L252 37H253V41H254V39L255 40H257L258 39V37L260 36L259 35V33L263 30V27H261L260 26V23H258ZM170 25V26H171ZM262 25V24H261ZM69 26V25H68ZM176 26V25H175ZM50 27V26H49ZM21 29V30H19V31H23V32H26L25 34V36H24V38H23V36H21V38H20V40H19V44H18V46L16 47V46H14V48L12 47H10L9 46V41L6 43V35H8L9 33H11V31H13V30H15V32L13 33V39H15V37L17 36V37H19V35L18 34H20V33H18L17 35H15L17 32H18V30L17 29ZM91 28H98V32H97V34L93 37V36H91L90 37V35L88 34L87 35V33H88V31L91 29ZM131 28H130V31H131ZM164 28H166V32H165V29ZM174 28V27H173ZM69 29V28H68ZM76 29H75V31H76ZM89 29V30H88ZM17 30V31H16ZM73 30V29H72ZM175 30V29H174ZM256 30H259V31H256ZM74 31V32H75ZM176 31V30H175ZM73 32V37L75 38L76 36H75V33ZM78 32V33H79ZM253 32V31H252ZM79 33V34H80ZM178 33H179V30H178ZM183 33V32H182ZM69 34L72 36V34L70 33V32H68V35L66 34V38H68L69 37ZM129 34H130V36H129ZM133 34V35H132ZM184 34V33H183ZM253 34V33H252ZM264 34V33H263ZM236 35V34H235ZM258 35V36H257ZM261 35H262V33H261ZM65 36V35H64ZM167 37L168 39H166L165 37ZM244 36V35H243ZM97 37V38H96ZM130 37L133 39V40H135V42L138 44V45H136L135 47H128L126 44H125V39H127L128 41L130 40ZM180 37V36H179ZM241 37H242V35H241ZM248 37H250V36H248ZM252 37H251V39H252ZM95 38V39H94ZM102 38V39H103ZM260 38H261V36H260ZM17 39V38H16ZM262 39H264V38H262ZM66 40V39H65ZM69 40H71V39H69ZM72 40H73V38H72ZM101 40V39H100ZM166 40V41H165ZM249 40V39H248ZM74 41V40H73ZM102 41V40H101ZM100 41V42H101ZM128 43V42H127ZM254 43V42H253ZM36 45V47L34 48L35 50H31L30 49V47L32 46V45ZM102 44V43H101ZM246 44V43H245ZM249 44V43H248ZM94 45V46H93ZM133 45H135L134 43H133ZM167 45V46H166ZM168 45L169 44H166V43H164L163 44V46L165 47L166 46V48L168 47ZM172 45V44H171ZM170 45V46H171ZM7 46H9V48L7 47ZM99 46V45H98ZM172 47V46H171ZM96 48V47H95ZM161 48V47H160ZM163 48V47H162ZM170 47H168L167 49H169ZM256 48V47H255ZM99 49H100V47H99ZM165 49V48H164ZM262 49V48H261ZM95 50V49H94ZM256 50V49H255ZM263 50V49H262ZM261 50V51H262ZM48 51V52H47ZM96 51H100V50H97V48H96V50L94 51V52H96ZM106 51V50H105ZM134 51V55H136V56H133V57H131V55H132V52ZM169 51H170V49H169ZM171 51H173V48H172V50ZM259 51V50H258ZM257 50L255 51V52H258ZM108 52V51H107ZM174 53H176V50L175 51H173ZM172 52V53H173ZM245 52H247V51H245ZM263 52V51H262ZM81 53V54H82ZM97 53H99V52H97ZM170 53V52H169ZM169 53H168V51H167V54H166V52H165V54L163 55V56H165V57H163L162 56V59H163V63H162V66H169L168 68H170V66H171V68L170 69H168L169 70V72H171L170 74H167L168 76H169V81H167V79L165 78V75H162L161 74V72H160V74L159 75H161V77H163L164 76V78H165V80H166V83L168 82V83H170L171 82V80L170 79H172L173 78V76H175L174 75V73H173V75H171L172 74V72H174L173 71V69L175 70V67H177V68H179L181 71H182V73L180 72V75H181V79L179 80L180 81V83L178 82V84L177 83H172V84H174V86H175V89H176V87L179 85V88H177V89H179L178 91H181V92H184L185 93V95L187 96H185V95H183V97H184V99H194L195 100V98L196 99H198V96L200 95V93L199 92H202V90L200 91V89L201 88H204V87H206V85L208 84V82H210L209 84L211 85V84H213L214 85V88H215V86L216 85H218L217 84V81L216 82H214V81H211L210 80V76H209V74H206L205 72L204 73H200L199 71H195V72H192L191 71V73H189V71H188V69H187V64L185 63V61H183V59L181 58V56H178V55H174V53H173V55L171 56V55H169ZM259 53V52H258ZM257 53V54H258ZM71 54V55H72ZM88 54H90V53H88ZM108 54V53H107ZM261 54V53H260ZM260 54L258 55V58H259V56H260ZM263 54V53H262ZM261 54V56H260V58L261 57H263V55ZM83 55L82 56H79V58H81V57H83ZM159 55V54H158ZM167 55V56H166ZM200 55V54H199ZM198 55V56H199ZM246 56H247V54H245ZM88 56V55H87ZM89 56H91V55H89ZM88 56V57H89ZM97 56V55H96ZM104 56V58H106L105 57V54L103 55ZM113 56V57H114ZM193 56H194V54H193ZM53 57L54 58H57V59H59L58 60V63H57V61H56V63H57V65L54 63V66H53V68L51 69V71L49 72V70H46V66H48V64H50L51 62H52V60L49 62V60L50 59H53ZM72 57V56H71ZM247 57H249V56H247ZM78 58V57H77ZM87 58V57H86ZM100 58H103V57H100ZM103 58V59H104ZM258 58H256L257 60H258ZM83 59H84V57H83ZM112 59V58H111ZM134 59V60H135ZM263 59H264V57H263ZM263 59L262 60H258L257 61V64H260L262 61H263ZM158 60V59H157ZM156 60V61H157ZM160 60V59H159ZM12 61H14V62H16L17 63V65L21 68V70H26L25 72H27L26 73V75H24V76H21V78H20V76H19V78L18 79H9V77H11V74H12V71H15V70H13V67H12V65H11V62ZM84 62H85V60H83ZM82 61V62H83ZM49 62V63H48ZM75 62H77L76 60H75ZM81 62V63H82ZM83 62V63H84ZM87 62V64L89 63L88 61H86ZM251 62H254V61H252V60H249V64L251 63ZM78 64H79V62H77ZM112 63V62H111ZM140 62H138V64H139ZM143 63L141 64V65H143ZM157 63V62H156ZM137 64V63H136ZM172 64L174 65V67H172ZM242 64H243V62H242ZM253 64V63H252ZM251 64V65H252ZM256 64V63H255ZM253 65L254 67V69H256V65ZM51 65V64H50ZM74 65H75V63H74ZM145 65H143V66H145ZM239 65H240V62H239ZM264 65V63L261 65V66H263ZM138 66V65H137ZM137 66H135V67H137ZM234 66V65H233ZM242 66V65H241ZM55 67V68H54ZM140 67V66H139ZM226 67V66H225ZM160 69H161V67H159ZM164 68V67H163ZM233 68H235V67H233ZM232 68V69H233ZM15 69V68H14ZM46 70V71H48L49 73H45V72H43V70ZM54 69V70H53ZM107 69V68H106ZM167 69V68H166ZM227 69H228V67H227ZM242 69H244L243 67H242ZM247 69V68H246ZM260 69V68H259ZM263 69V68H262ZM158 70V69H157ZM177 70V69H176ZM175 70V71H176ZM229 70H230V68H229ZM251 71H253L252 69H250ZM108 70H105V72H107ZM194 71V70H193ZM233 71H235V70H233ZM240 71V70H239ZM166 72H168V71H166ZM209 72V71H208ZM207 72V73H208ZM223 72V71H222ZM226 72V71H225ZM244 72H245V70H244ZM243 72V73H244ZM262 72V73H261ZM44 73V74H43ZM107 73V74H108ZM193 73H194V77L197 75V78L198 79H195V80H197V82L195 81V83H194V81L192 82V80L190 79V77H193V76H191V75H193ZM255 73V72H254ZM123 74V75H122ZM132 74H134L133 72H132ZM191 74V75H190ZM196 74V75H195ZM226 74V73H225ZM235 74V73H234ZM239 74L241 75L242 73L241 72H239ZM261 74H263V75H261ZM10 75V76H9ZM13 75V74H12ZM145 75V76H144ZM171 75V76H170ZM189 75H190V77H189ZM221 75H223L222 73H221ZM220 75V76H221ZM230 75V74H229ZM239 75V76H240ZM247 75H248V73H247ZM247 75H246V77H247ZM256 75V74H255ZM257 75H259V76H257ZM257 77H255L254 75H252V78H253V83L252 84H254V85H252L253 87H251V91H252V88L254 89V92H259V87H261V86H259V84H260V81L261 80H263L262 78H263V76H264V72L261 70L260 71V73H257ZM9 76V77H8ZM16 76V75H15ZM158 76V75H157ZM228 76V75H227ZM231 76V75H230ZM233 76V75H232ZM255 78H254V77ZM8 77V78H7ZM117 77H119V76H117ZM132 77V76H131ZM172 77V78H171ZM104 78H106V77H104ZM103 78V80H106V79H104ZM114 78V77H113ZM163 78V79H164ZM196 78V77H195ZM109 79H110V77H109ZM130 79V78H129ZM158 79H160V78H158ZM220 79V78H219ZM36 81V80H39V81H41L42 83H43V85L41 86V87H39L38 89H37V93L36 94H32V95H34V97H33V99L31 100V99H29L30 101H27L28 100V97H32V96H28V93L26 92L27 90H29L31 87H30V85L32 84V81ZM102 80V81H103ZM177 80V79H176ZM241 79L239 78V81L238 82H236L235 84H234V87H235V90H227L226 91V93H225V91L224 92H222L221 94H219L220 93V90H219V85H218V87L216 86V89H218V91H219V93H218V91L215 89L214 91H215V93H216V91H217V94H213L214 95V97L212 98V99H209V100H206V102H203L202 103V105L204 106L205 105V107H207V106H211L212 105V107H210V109L208 110V111H212L213 112V114H211L210 113V115H214V113L215 112H217V110L216 109H218V108H221V107H225V110H224V108L223 109H221L222 110V112H220L219 110V119H218V121H217V123L218 124H216V125H213V127L215 126V128H214V135H216V136H221V137H225L224 139L222 138L221 140L224 142V141H226V139L228 140V139H230L231 137H237L235 140H234V142L236 143V144H238V143H240L239 144V149L240 148H242L243 149V153H245L246 152V154H247V161H246V164H245V166H248L250 163L248 162L249 160H251L252 158L253 159H255L256 160V158H258V157H256V156H260V154L259 155H254V157H253V153H254V151L255 152H257L256 150H254V149H256V148H258L259 146H256L255 147V145H254V143H256V142H253V141H256L255 139H253V138H251L252 140V143H251V141H250V139H249V130L252 128V126H253V128H254V126H255V124H254V122H255V120H253L254 118L253 117H256L255 119H257L258 120V118L257 117H259L260 116V114H262L263 116H264V104L261 106V113H259V115H254V113L255 112H251V110H250V108H249V105H248V101H247V97H248V94H247V88H245L244 86V83H242L241 81H240ZM34 81V82H35ZM135 81H136V78H135ZM135 81L133 80V82L135 83ZM153 81V80H152ZM151 81V82H152ZM101 82V81H100ZM128 82H130V81H128ZM160 82H162V81H160ZM159 82V83H160ZM164 82V81H163ZM207 82V83H206ZM263 81H261V83H262ZM102 83H104V81L102 82ZM215 83V84H214ZM28 84H29V86H28ZM148 84H151V83H148ZM221 84V83H220ZM103 85V84H102ZM101 85V86H102ZM154 85H155V87H156V85L157 84H155L154 82H153V88H155L154 87ZM167 85V84H166ZM171 86V84H168V86ZM250 85H251V83H250ZM100 86V87H101ZM127 86H128V84H127ZM130 86V85H129ZM167 86V88H166V91H164L165 93H166V95L168 94V89L169 88H171V87H168ZM207 86H209V85H207ZM221 86V85H220ZM243 86V87H242ZM264 86V85H263ZM262 86V87H263ZM27 87V88H26ZM34 87V86H33ZM226 87V86H225ZM228 87V86H227ZM242 87V88H241ZM68 88H70V89H68ZM96 88V87H95ZM211 88V87H210ZM213 88V87H212ZM213 88V89H214ZM221 88H222V86H221ZM238 88H240V89H242V91L240 90V91H238V93H239V96H237L238 98H239V100H238V105L235 107V105H234V97H236L235 96V93H237V90L236 89H238ZM243 88H244V90H243ZM25 89V92H22L21 90H24ZM32 89H36V88H32ZM31 89V90H32ZM68 89V90H67ZM149 90V92H150V88L148 87V88H146L145 90ZM163 89V88H162ZM161 89V90H162ZM264 89V88H263ZM163 90H165V89H163ZM210 90V89H209ZM212 90V89H211ZM210 90V91H211ZM33 91H35V90H33ZM170 91H171V89H170ZM213 91V90H212ZM222 91H223V89H222ZM261 91V90H260ZM132 92V91H131ZM145 94H146V92L147 91H143ZM148 92V93H149ZM160 92V91H159ZM180 92V93H181ZM204 93H203V95L204 94H207L208 92H205V90L203 91ZM262 92V91H261ZM30 93V92H29ZM70 93V94H69ZM136 93V92H135ZM134 93V94H135ZM161 93H163V92H161ZM161 93H160V95H161ZM165 93H163V96H164V94ZM171 93H174V92H170V94ZM179 93V94H180ZM183 93V94H184ZM212 93V92H211ZM214 93V92H213ZM224 93H225V95H224ZM238 93L236 94V95H238ZM260 93V92H259ZM259 93H258V95H259ZM74 94L77 96V98H73L74 97ZM145 94H142L141 95V98L143 97V96H145ZM182 94V93H181ZM261 95H262V93H260ZM147 95V94H146ZM172 95H175V93L174 94H172ZM152 96V95H151ZM69 97V96H68ZM148 98H149V96H147ZM160 97V96H159ZM236 97V98H237ZM262 97V96H261ZM162 98V97H161ZM164 98V97H163ZM169 99V98H168ZM167 99V100H168ZM170 99H172V98H170ZM183 99V102H182V105H183V103H184V101H186V100H184ZM65 100H66V98H65ZM139 100V99H138ZM137 100V102H141L140 100L138 101ZM152 100V99H151ZM159 100V99H158ZM166 100V101H167ZM46 101V100H45ZM153 101V100H152ZM55 102H57V103H55ZM145 102L146 103H148V104H150V106L152 105V103H149L150 101L149 100H145ZM21 103V104H22ZM50 103V104H51ZM76 102H74L73 101V103L72 104H75ZM169 102H167V104H168ZM190 103V102H189ZM41 104V105H40ZM166 104V103H165ZM165 104H164V106H165ZM215 104V105H214ZM140 105H143V104H140ZM181 105V106H182ZM215 106V108H213L214 106ZM217 105H218V107H217ZM41 106V107H40ZM72 106V105H71ZM70 106V107H71ZM146 106V105H145ZM144 106V107H145ZM149 106V105H148ZM202 106V107H203ZM139 107H141V106H139ZM153 107V106H152ZM189 107V106H188ZM187 107V108H188ZM201 107V104L198 106V110L200 111V108L201 109H205V107H203L202 108ZM80 108V109H79ZM187 108L185 109V111L187 110ZM213 108V109H212ZM5 109V108H4ZM8 109H10V108H8ZM59 109H62V108H60L59 107ZM169 108H166V110L164 109V111L166 112L167 110H168ZM195 109H197V108H195ZM203 109V110H204ZM215 109V110H214ZM19 110V109H18ZM39 110V112H41ZM45 110V109H44ZM142 110V108L140 109V111ZM174 110V109H173ZM172 110V111H173ZM180 110V109H179ZM56 111V113H57V116H58V114L60 115V116H62L61 114H60V112L59 111H57V110H55ZM145 110H143V112H144ZM177 111V110H176ZM185 111H184V113H185ZM196 111V110H195ZM215 111V112H214ZM17 112V111H16ZM20 112V113H21ZM175 112V111H174ZM193 112H194V109H193ZM239 112H240V114H239ZM38 113V112H37ZM145 113V112H144ZM196 113L197 114H201V111L198 113L197 111H196ZM254 115H252V114ZM128 114V115H129ZM182 114H183V112H182ZM193 113H191V111H190V116L189 117H191V118H193L192 116H194V115H192ZM195 114V113H194ZM218 114V113H217ZM243 114V117H241V115ZM255 114H257V112L255 113ZM18 115V114H17ZM39 115V114H38ZM38 115H36V117L37 118H39V116ZM47 115H55V113H53V114H47ZM189 115V114H188ZM192 115V116H191ZM261 115V117H263ZM10 116V115H9ZM9 116H5V117H7V118H9V119H4L5 117L0 113V123H1V121L3 120H7V122L6 123H9V124H7V125H5V126H3V127H5V130L4 131H2V133L0 134V146H2L3 147V149H4V152H3V154L4 153H6V154H4V155H6V156H8L9 154L11 155V156H15L16 154H18V152H20L21 150H17L18 149V145H17V143H16V146H15V148H14V144H15V142H14V140L18 137V136H16V134H15V132H18L19 134L21 133V128H22V123H21V125H18V124H20V122H18L17 123V125L18 126H16L17 127V129L19 130V131H15L14 132V129H16L15 128V125H16V122L14 121V119L13 118H10ZM57 116L55 115L54 117H56L57 118ZM60 116H58L59 117V119H58V122L61 120V117ZM146 117H147V115H145ZM144 116V117H145ZM186 116V115H185ZM198 116V115H197ZM196 116V117H197ZM218 116V115H217ZM250 116V117H249ZM62 117H64V116H62ZM71 117V118H72ZM138 117V116H137ZM143 117V116H142ZM181 117V116H180ZM188 117V116H187ZM199 117V116H198ZM197 117V118H198ZM248 117L250 118V119H248ZM260 117V118H261ZM65 118V117H64ZM100 118H105L106 119V121H105V123H104V128L103 129H100L99 128V124H96V125H99V126H96L95 125V120H96V122H97V120L99 119L100 120ZM190 118V119H191ZM196 118V119H197ZM214 118V117H213ZM217 118V117H216ZM51 119V118H50ZM55 119V118H54ZM147 119V118H146ZM189 119V118H188ZM65 120H67L66 118H65ZM153 120V119H152ZM151 120V121H152ZM177 120H180L179 118L177 119ZM48 121V123L47 124H45V126L43 125V123H41V125H43L44 127L43 128H45L46 127V125H47V128L48 127H50V125L52 126V123H53V121H49V120H47ZM46 121V122H47ZM147 121V123H148V120H146ZM150 121V122H151ZM154 121V120H153ZM250 121V122H249ZM251 121H252V123H251ZM44 122V121H43ZM45 122V123H46ZM55 122V121H54ZM67 122H68V120H67ZM67 122H66V124H67ZM71 122V123H72ZM155 122V121H154ZM212 122V121H211ZM262 123V125H261V134L259 133V135H258V137H260V139H263V143H264V117H263V120L261 121ZM35 123H39V122H36L35 121ZM51 123V124H50ZM60 123H61V121H60ZM64 123V122H63ZM63 123H61V124H63ZM72 123V124H73ZM100 123L101 124H103V122H102V120H100ZM146 123V122H145ZM169 123V122H168ZM168 123H166V124H168ZM206 123V122H205ZM32 124V123H31ZM49 124V125H48ZM61 124H60V126H61ZM144 124V123H143ZM173 124H176L175 122L174 123H172V125ZM252 124H254V125H252ZM40 125V126H41ZM74 125V124H73ZM77 125V124H76ZM131 125L133 126V127H135V128H131ZM145 125V124H144ZM147 125V124H146ZM170 126L169 125V131H171L173 128L172 127H174V125L173 126ZM184 125V124H183ZM250 125H252V126H250ZM1 126H2V124H1ZM63 126V125H62ZM61 126V127H62ZM203 126V125H202ZM54 127V129H57L58 128V126L57 127H55V125L53 126ZM60 127V128H61ZM98 127V128H97ZM171 127V128H170ZM1 128V127H0ZM59 128V129H60ZM65 128H68V126L67 127H65ZM202 128V127H201ZM53 129V128H52ZM51 129V130H52ZM53 129V130H54ZM61 129H63V131H64V128L62 127ZM60 129V130H61ZM171 129V130H170ZM45 130H46V128H45ZM68 130H69V128H68ZM82 130L84 131V129L82 128ZM186 130V129H185ZM43 131H44V129H43ZM86 131V130H85ZM189 132V130L187 129L186 130V132ZM212 131V132H213ZM258 131H259V129H258ZM37 132V131H36ZM141 132H143V130L141 131ZM177 132V131H176ZM181 132V131H180ZM17 133V135H19ZM47 133H49V131L47 132ZM61 133V132H60ZM68 133V132H67ZM67 133H65V134H67ZM81 133H82V131H81ZM162 133H164V132H162ZM168 133V132H167ZM56 134V133H55ZM64 134V133H63ZM153 134V133H152ZM158 134V133H157ZM169 134V133H168ZM250 134H251V132H250ZM71 135V134H70ZM70 135H68V138L70 137ZM156 135V134H155ZM167 135V134H166ZM257 135V134H256ZM53 136V135H52ZM66 137H64V138H67V135H65ZM153 136H154V134H153ZM159 136V135H158ZM49 137H50V135H49ZM48 137V138H49ZM53 137H55V135L53 136ZM62 137V136H61ZM74 137V136H73ZM135 137V136H134ZM179 137L180 136H174L173 137V139L175 138V141L178 143V144H182V139H181V141H180V139H179ZM220 137V138H221ZM20 137H18V139H19ZM41 138V137H40ZM59 138V137H58ZM71 138V137H70ZM70 138H69V140H70ZM75 138H76V135H75ZM154 138V137H153ZM163 138H166L165 136H163ZM182 138V137H181ZM217 138V137H216ZM215 138V139H216ZM39 139V138H38ZM55 139H56V137H55ZM54 139V140H55ZM127 139V140H128ZM155 140H157L156 138H154ZM168 139V138H167ZM196 139H198V138H196ZM219 139V138H218ZM67 141H68V139H66ZM75 140V139H74ZM109 142H108V141ZM126 140V139H125ZM124 140V141H125ZM127 140H126V143H128L127 142ZM128 140V141H129ZM151 141V145L155 142H153L152 143V140H151V136L148 134V133H146V131L145 132H143V145L145 144V143H147L148 141ZM16 142H17V140H15ZM49 141V140H48ZM119 141V142H120ZM123 141V140H122ZM165 141V140H164ZM163 141V142H164ZM66 142V141H65ZM72 142V140L69 142V143H71ZM114 142V141H113ZM112 142V143H113ZM118 142V141H117ZM201 142V141H200ZM229 142V141H228ZM238 142V143H237ZM45 143V142H44ZM105 143H108V144H105ZM122 143V142H121ZM128 143V145H130ZM165 143V142H164ZM163 143V144H164ZM195 143H198V142H196L195 141ZM194 143V144H195ZM202 143V142H201ZM176 144V143H175ZM199 144V143H198ZM197 144V145H198ZM203 144V143H202ZM261 144V143H260ZM66 147H67V145H70V144H68V142L66 143V144H64ZM115 145V144H114ZM154 145H155V143H154ZM183 145V144H182ZM220 146L222 145V144H219ZM19 146H21V145H19ZM59 146V145H58ZM65 146H63V147H65ZM71 146V145H70ZM116 146V145H115ZM114 146V147H115ZM132 147H134L133 145H131ZM164 146V145H163ZM177 146V145H176ZM194 146V145H193ZM195 146H196V144H195ZM25 147V146H24ZM49 147V146H48ZM65 147V148H66ZM128 147V146H127ZM126 147V149L128 150V148ZM160 147H162V146H160ZM181 147V146H180ZM219 147V146H218ZM224 147V146H223ZM26 148V147H25ZM25 148H24V150H22L21 151V153L19 154V155H23V152H25L26 150H27V148H26V150H25ZM108 148V147H107ZM107 148H106V150H107ZM121 148V147H120ZM119 147L117 148L118 150H120V151H122V155L124 156V151L126 152V149L124 150L123 148V150H121ZM163 148V147H162ZM151 149V148H150ZM164 150H165V146H164V148H163ZM182 150H184L183 148H181ZM218 149V148H217ZM71 150V151H72ZM152 150H154L153 148H152ZM157 149H155V151H156ZM163 150V152L161 151V149L159 150L158 149V151H156V153H154V154H157L156 156H155V160H156V164H158V163H161V162H164V164L163 163H161V165L163 164V166H164V168H163V166H162V168L161 169H163L162 171H164V170H166V175L165 176H163L162 178H164V180L165 179H167V181L165 180V182H167V184L172 180V179H170V175H172V166H173V161H175L174 160V154H172L171 155V153H170V155L166 158V156H165V158L163 157V154H165V151ZM187 150V149H186ZM203 150V149H202ZM18 151V152H17ZM31 150H29L28 152H30ZM65 151V150H64ZM112 151H113V149H112ZM119 151V152H120ZM188 152L190 151V150H187ZM218 151L220 152V150L218 149ZM241 150H239V152H240ZM245 151V152H244ZM27 152V151H26ZM35 152L36 151H31V153L30 154H33L32 156L31 155H29V158H31V157H35ZM72 152V153H73ZM106 152V151H105ZM214 152H217V151H214ZM213 152V153H214ZM261 152H264V150L263 151H261ZM261 152H259L258 151V153H261ZM7 153H9V154H7ZM72 153H69V157L70 156H72L71 154ZM112 153V152H111ZM116 153V152H115ZM121 153V152H120ZM127 153V152H126ZM184 153V152H183ZM183 153H182V155H183ZM201 153V152H200ZM237 153V152H236ZM3 154L1 155V157L3 156ZM29 154V153H28ZM59 154V153H58ZM185 154V153H184ZM256 154V153H255ZM80 155H79V158L78 159H82L81 157H80ZM101 155V156H100ZM128 154H126V156H127ZM138 155V154H137ZM200 155V154H199ZM212 155V154H211ZM237 155H238V153H237ZM100 156V157H99ZM153 156V155H152ZM181 156V155H180ZM184 156H186V155H184ZM210 156V153H209V155L207 156V157H209ZM213 156V155H212ZM214 156H217V154H214ZM224 156V155H223ZM222 156V158L224 159V158H227L226 156H224L223 157ZM236 156V154L234 155V157ZM40 158L41 157H43V155H41V156H39ZM68 157V156H67ZM66 157V158H67ZM90 157V159H91V156H89ZM115 158H116V155L114 156ZM118 157V156H117ZM120 157V156H119ZM183 157V156H182ZM242 157V156H241ZM256 157V158H255ZM12 158V157H11ZM98 158H97V160H98ZM126 158V157H125ZM142 158H144V157H142ZM213 158V157H212ZM221 158V159H222ZM261 158V157H260ZM32 159V158H31ZM30 159V160H31ZM42 159V158H41ZM40 159V160H41ZM45 159H46V157H43V163H45ZM117 159V158H116ZM120 159V158H119ZM154 159V158H153ZM164 159H166V160H164ZM216 159V158H215ZM229 159H231V158H229L228 157V160ZM242 159H244V158H242ZM259 159V158H258ZM262 159V158H261ZM138 160V159H137ZM143 160H145V159H143ZM227 159H224V162L226 161V164H227V161H228ZM233 160V159H232ZM234 160H235V158H234ZM234 160H233V162H234ZM31 161H33V159L31 160ZM49 161V160H48ZM93 161V160H92ZM109 161V160H108ZM262 161V165L261 166H259V167H257L256 169H254L253 170V168L251 169V167H250V170H252L254 173L253 174H256L257 176H258V174L259 173H261V172H263L262 170L264 169V155H263V159L261 160ZM77 162H79V161H77ZM81 162H82V160H81ZM233 162H232V164H233ZM242 163L244 162L243 160L241 161ZM240 162V163H241ZM248 162V163H247ZM251 162H253V161H251ZM260 162V161H259ZM93 163V162H92ZM99 163V162H98ZM112 163V162H111ZM138 163V162H137ZM136 163V164H137ZM140 163V162H139ZM237 163V162H236ZM241 163V166L243 167V165L244 164H242ZM245 163V162H244ZM59 164H60V161H59ZM96 164H97V162H96ZM126 164V163H125ZM175 164V163H174ZM231 163H229V161H228V167L230 166V165H232ZM50 165H52V164H50V163H48V165H47V168H46V165H43V167L45 168H43V167H40V168H43L44 170H43V173L42 172H40V173H42L43 175H45V174H48L47 176H49V173L50 172H48V171H51V166ZM223 165H225V164H223ZM234 165H236V164H234ZM256 165V164H255ZM48 166H50V170H48L49 168H48ZM91 166V165H90ZM138 166V165H137ZM156 166H158V165H156ZM139 167V166H138ZM137 167V168H138ZM154 167H155V165H154ZM160 167V166H159ZM241 167V168H242ZM174 168V167H173ZM230 168V167H229ZM236 168H238V165H236ZM139 169H141V167L139 168ZM153 169V168H152ZM40 171H42L41 169H39ZM38 170V171H39ZM48 170V171H47ZM194 170H195V168H194ZM221 170V169H220ZM223 170V169H222ZM226 170V169H225ZM228 170V169H227ZM249 170V169H248ZM83 171V170H82ZM140 170H138V172H139ZM197 171V170H196ZM230 171V170H229ZM229 171H227V173L229 172ZM240 171V170H239ZM48 172V173H47ZM55 172H56V170H55ZM165 172V171H164ZM174 172V171H173ZM17 173H18V171H17ZM37 173V172H36ZM70 173V172H69ZM163 173V172H162ZM240 173V172H239ZM242 173H243V171H242ZM242 173H240V175L242 174ZM42 174L40 175V176H42ZM56 174V173H55ZM54 174V175H55ZM165 174V173H164ZM16 175V174H15ZM149 175H150V173H149ZM154 175V174H153ZM163 175V174H162ZM212 175V174H211ZM236 175V174H235ZM234 175V176H235ZM46 176V175H45ZM44 177V178H47V179H49V177ZM57 176H58V174H56L55 175V177L53 178V179H56L57 178ZM152 176V175H151ZM175 176H176V174H175ZM247 177V175H245L244 174V178L243 177H241V178H239V180H238V178L236 179V180H238V181H235V183H236V185L235 186H233V184L232 185H228V186H230V187H228V188H226L225 190H224V192H222V194H219V195H217L216 193H215V195H217V196H214L213 194L214 193H212L210 190L211 189H208L207 188V186L205 187L204 185H199V184H197L196 186L197 187H200V188H198V189H200V191L199 190H197V194L196 195H198L197 196V198H192L193 199V201H194V199H195V201H194V203L196 202V204H195V206L197 205L198 206V211H200V213H201V216L202 215H204V216H206V217H208L209 215H212L211 217L212 218H216V217H218V216H220V218L222 217V219H228L227 217H226V214H225V217L223 218V216H224V214H223V211H224V208L225 207H227V206H229V200H230V197L231 196H235L236 195V193H238V192H244V193H242V195L241 196H243L244 197V199L247 197V200L249 199L248 197V195L246 196V194H251L252 193V187H251V182L249 183L250 184V187H249V185H247V183L249 182L247 179H246V177ZM15 177V176H14ZM43 177V176H42ZM148 177V176H147ZM147 177H145V178H143V179H146ZM173 176H171V178H172ZM233 177V176H232ZM236 177H238V175L236 176ZM127 178V177H126ZM251 178V177H250ZM257 178V177H256ZM47 179H46V181H47ZM128 179H129V177L125 180V178H123V179H118V181L120 182L121 180V183L123 182V180L124 181H126V183H127V186H128V184L130 185L131 184V186H132V184L135 182H131V183H128ZM132 179V178H131ZM170 179V180H169ZM173 179H176V178H174L173 177ZM264 179V178H263ZM15 179H13L12 178V181H14ZM56 180H58V178L56 179ZM56 180H53V181H50V179L48 180V182L50 181V182H53V183H50L49 182V184H51L50 185V188H51V190H52V188L54 187L55 188V186L57 185V183H58V181H56ZM142 180V179H141ZM147 180V179H146ZM148 180H152L153 181V177H152V179H148ZM169 180V181H168ZM233 180V179H232ZM256 180V179H255ZM254 180V181H255ZM19 181V180H18ZM56 182V184H54L55 182ZM118 181H116L117 183H118ZM150 182V184H152V183H154L155 181H153V182ZM174 181H176V180H174ZM173 180L170 182V183H172L173 184V182H174ZM20 182V181H19ZM18 182V183H19ZM145 182V180L143 181V183ZM148 182V181H147ZM194 182V181H193ZM13 183H14V185H13ZM13 183H10V184H12L13 186H15V182H13ZM21 183V182H20ZM125 183V182H124ZM124 183H122V184H120V186L121 185H123ZM59 184H60V182H59ZM111 184V183H110ZM139 184V183H138ZM174 184H175V182H174ZM173 184V185H174ZM262 184V183H261ZM144 185H145V183H144ZM162 185V184H161ZM165 185H166V183H165ZM164 185V188L166 187ZM59 186H61V185H58V188H59ZM253 186V185H252ZM18 187H19V184H18V186H17V191H18ZM62 187V186H61ZM60 187V188H61ZM124 187H125V185H124ZM171 187V186H170ZM196 187V188H197ZM261 187V190H259V189H256L258 192H256V190H255V193H256V195H257V206H256V208L255 209H253V211H251V212H249V214H248V217L250 218V219H252V221H254V222H252V224H253V228H256L257 226H259V225H261L262 223L264 224V186H260ZM15 188H16V186H15ZM54 188H53V190H54ZM65 188V187H64ZM63 187H62V192L64 191V193H62V194H64L65 196L68 194L67 193V191L66 190H63L64 189ZM164 188H162V189H164ZM172 188H173V186H172ZM263 188V189H262ZM1 189V188H0ZM38 188H35V190L33 191V194L34 195H36V193H34L35 191L37 192L38 190L41 192V191H43V189L42 188H40V189H38ZM66 189V188H65ZM161 189V188H160ZM159 189V190H160ZM166 189V188H165ZM169 189V188H168ZM223 189V188H222ZM221 189V190H222ZM228 189V190H227ZM255 189V188H254ZM253 189V190H254ZM53 190H52V192L51 193H53ZM173 190V189H172ZM1 191V190H0ZM171 191V189H169L168 191H166V192H170ZM218 191V190H217ZM40 192H39V194L38 195H40ZM162 192V191H161ZM215 192V191H214ZM219 192V191H218ZM221 192V191H220ZM18 193V192H17ZM44 193H45V195H46V192H45V190H44ZM43 192H41V194H42V197L44 198V196H43V194H44ZM66 193V194H65ZM158 193V192H157ZM254 193V192H253ZM32 194V195H33ZM49 193H47V196H46V200H50V196H52V195H48ZM81 193H79V195H80ZM87 194V193H86ZM90 194H92V193H90ZM156 194V193H155ZM155 194H153V195H155ZM244 194H245V196H244ZM33 195V196H34ZM37 195V196H38ZM165 195H166V193H165ZM238 195V194H237ZM157 196H159V194H157ZM163 196V195H162ZM233 196V197H234ZM66 197H68V196H66ZM88 197H90L89 195L87 196V198ZM94 197V196H93ZM42 198V199H43ZM87 198H84V199H87ZM95 198V197H94ZM108 198V197H107ZM241 198V197H240ZM255 198V197H254ZM66 200L65 201H63L64 202V207L62 208L63 209V211L67 214V212H69V211H71L72 210V213H70V224L71 225H69L68 224V226H70L72 229V232H69V233H71V235H69V233H68V236L66 237H64L63 236V240H64V238H65V240L64 241H62V242H65L66 243V240H69L70 239V241H68L67 243V245L65 244V247L66 248H68L69 247V244H70V242L72 241L73 242V247L75 248V243H74V241L76 242V239H78V238H82V239H80V240H78V241H82L83 243H85L84 242V240L86 239V237H84V239H83V237H82V235H85L86 234V232L85 231H88L89 230V228H90V224H91V216L89 215V213L87 212V211H84L83 210V212L82 213H79V211L81 212V209H82V204H79L78 202H75V203H77V204H74L73 203V201L71 200V199H69V198H65ZM101 199H103V198H101ZM236 200V199H235ZM239 200V199H238ZM246 200V201H247ZM61 201H62V199H61ZM89 201V200H88ZM103 201V200H102ZM155 201V200H154ZM193 201H192V203L191 204H194L193 203ZM97 202V201H96ZM191 202V201H190ZM234 202V201H233ZM45 203V202H44ZM60 203V202H59ZM237 203V202H236ZM240 203V202H239ZM244 203H245V201H244ZM63 204V203H62ZM101 204V203H100ZM238 204V203H237ZM248 204V203H247ZM46 205H47V203H46ZM46 205H45V207H46ZM95 205H96V203H95ZM54 206V205H53ZM81 207V209L80 208H77L76 209V207ZM126 206V205H125ZM190 206H192V205H190ZM195 206H192V207H194L195 208ZM240 206H242V203L240 204ZM55 207H56V205H55ZM160 206H158L157 208L160 210V208H159ZM231 206H229V209H228V212L230 211V210H232V208H230ZM246 207H248L247 205H246ZM52 209H53V207H51ZM155 209L156 211H157V214H158V209ZM200 208V209H199ZM61 209V210H62ZM79 209V210H78ZM86 209V208H85ZM245 209V208H244ZM234 210H235V208H234ZM233 210V211H234ZM242 210V209H241ZM252 210V209H251ZM63 211H61L62 212V214L64 215L65 213L63 212ZM197 211V210H196ZM198 211H197V213H198ZM226 211V210H225ZM238 211H239V209H238ZM232 212V211H231ZM236 212V211H235ZM234 212V213H235ZM92 213V212H91ZM200 213H198V216H200ZM146 214V213H145ZM148 215H145V217H144V219L142 220L143 221V223H142V228L139 226V228H141V230H140V232L138 233V231H136L137 233H136V235H137V239H135V241L133 240V245L129 242V245L131 244V246H132V248H131V246H130V248L132 249V251L134 250V252L132 253V251H130L131 253H132V258L133 259H138L139 261H141L142 262V264H151L150 263V256H151V258H152V256L158 251V248H160V250L162 249V251H158V255L159 254H161L162 255V253H165L166 251H164V248H161L162 247V245L160 246V238L162 237V235H163V233L165 232L164 231V226L162 225L163 224V222H161V223H159L161 220H159V218L155 215V213H147ZM151 214H153V215H155V216H152ZM190 214V213H189ZM223 214V216H221ZM233 214V213H232ZM101 215V214H100ZM59 216H62V215H59ZM186 216V215H185ZM197 216V217H198ZM200 216V217H201ZM154 217H157V218H154ZM190 218L189 217V215L188 216H186V218ZM199 217V218H200ZM211 217H209V219L211 218ZM59 218V217H58ZM202 218V217H201ZM201 218H200V220H201ZM220 218H219V220H220ZM45 219V220H44ZM42 221H44L43 222V224H41L38 228H37V224H36V229H35V231H36V233L32 236V238H30L29 236V239H28V237L27 238H25V240H28L27 242H32L33 243V250L29 253L28 252V250L25 252L24 250V252H25V254H27L25 257H27V259H29V262L27 261V259L24 261V263L22 262L21 264H40L39 262H41V258H42V256H44L43 255V249L45 248V244H42V236H43V234H46V231H47V223L46 222H49L48 220L50 219H47V218H44ZM47 219V220H46ZM60 219V218H59ZM69 219V218H68ZM177 219V218H176ZM185 219V218H184ZM183 219V220H184ZM204 219H205V217H204ZM230 219V218H229ZM81 220H84V222L83 221H81ZM159 220V221H158ZM182 220V222H184L185 220H187V219H185L184 221ZM189 220V219H188ZM188 220H187V222H188ZM217 220H218V218H217ZM231 220H235V218H231L230 220H228V221H231ZM46 221V222H45ZM68 221V222H69ZM224 221V220H223ZM232 221V222H233ZM236 221L238 222V220H235L234 221V223L236 224ZM67 222V223H68ZM84 223V227H86L88 230H86L85 228H82L81 229V231H80V229H79V226H78V224L79 223ZM214 222H216V219L214 220ZM217 223H218V221H217ZM234 223H232V224H234ZM136 223H134V225H135ZM240 224V223H239ZM238 223H237V225L238 226H240ZM39 225V224H38ZM67 224L65 223V226H66ZM214 225V224H213ZM219 225H221V224H219ZM219 225H217L216 223H215V226H209L211 229L212 228H214L215 227V229H217V228H220V226ZM237 225H234V226H237ZM51 226V225H50ZM217 226H219V227H217ZM224 226V225H223ZM223 226H221V231L222 232H219V233H221V235H222V233H224L225 234V232H224V230H225V228L227 227H230L231 225L229 224L228 226H226L225 225V228L223 227ZM135 227H137V226H135ZM134 227V228H135ZM209 227H208V229L206 230L205 229V231H208V230H211V229H209ZM243 226H241V228H242ZM34 228V227H33ZM69 228V227H68ZM116 228V227H115ZM196 228H198V227H196ZM224 228V230H222ZM236 228H238V227H236ZM236 228H234V227H232V229H236ZM240 228V229H241ZM263 228H264V225H263ZM83 229H85L84 231H83ZM117 229H118V227H117ZM173 229V228H172ZM214 229V230H215ZM232 229H230V231L232 230ZM70 230V231H71ZM151 230H154V231H156L157 233V236H155L156 238H153L154 236H153V234H150L151 233ZM174 230V229H173ZM178 230V229H177ZM193 230H196V229H194L193 228ZM201 229L200 228H198V233H201V232H203V231H201V232H199ZM213 230V229H212ZM211 230V231H212ZM246 230V229H245ZM250 230V229H249ZM264 230V229H263ZM67 231V230H66ZM85 232V233H83V232ZM130 231H133V230H130ZM176 231V230H175ZM179 231V230H178ZM184 230H182V232H183ZM188 231H189V229H188ZM187 231V232H188ZM192 231V230H191ZM211 231H208L209 232V234L211 233V236H212V232ZM226 232H228V230H225ZM229 231V233H228V236L226 235H224V237H226V240L227 241H225L226 243H228V238H229V246H230V244H231V246H233V250L234 251H231L232 253L230 254V256H226V255H224V254H222V253H219V255H217L216 254V256H213L214 254H212V257H211V255L209 256L210 258H206L207 259V261L205 260V263H203V261H201V259H200V256H196V258H194V260H193V264H221L224 260H227V262H226V264H242V262H241V260H240V253H241V247L242 246H240V247H238V242H237V244H235V241H232V239H230L231 238V236L230 235H232L231 233H234V230H232V232H230ZM239 231V230H238ZM241 232V234H244V228H243V231L242 230H240ZM248 231V230H247ZM251 231V230H250ZM253 231V230H252ZM257 231V229L255 230V232ZM40 232H42V236H40L41 235V233ZM54 232V231H53ZM82 232V233H81ZM89 232V231H88ZM87 232V233H88ZM118 232V231H117ZM153 232V231H152ZM172 232V231H171ZM215 232V231H214ZM243 232V233H242ZM38 233L40 234L39 236H38ZM90 233H91V230H90ZM86 234L85 236H88V237H92V234H93V232L91 233V234ZM124 233V232H123ZM153 233H155V232H153ZM189 233H191V232H189ZM197 233V234H198ZM205 233H207V232H205ZM217 233V232H216ZM239 233V232H238ZM239 233V234H240ZM247 233V232H246ZM254 233V232H253ZM257 233V235H258V232H256ZM118 234V233H117ZM128 234V232L125 234V235H127ZM129 234H130V232H129ZM135 234V233H134ZM171 234V233H170ZM175 234V233H174ZM188 234V233H187ZM196 234V233H195ZM196 234V235H197ZM209 234L207 233V234H202L201 233V235L203 236V238H202V240H205V244L206 245H211L210 247H213V249H214V247L216 246H212V245H214V244H217V242L216 241H218L219 240V238H218V240L216 239V241H214V239L216 238V236H215V238L214 239H212V238H210V236H209ZM260 234V233H259ZM90 235V236H89ZM119 235H120V233H119ZM152 235V236H151ZM196 235H195V237H196ZM198 235H200V234H198ZM200 235V236H201ZM215 235V234H214ZM218 235V234H217ZM236 235V234H235ZM235 235L234 236H232V237H235ZM254 235H256L255 233H254ZM256 235V236H257ZM121 236V235H120ZM173 236V235H172ZM175 236V238H176V236H177V240L179 239L178 238V236H180V234L178 235H174ZM183 236V235H182ZM237 236V235H236ZM258 236H260V235H258ZM39 237H40V239H39ZM70 237V238H69ZM87 237V238H88ZM133 237V236H132ZM131 237V238H132ZM134 237H135V235H134ZM191 237V236H190ZM190 237H188V238H190ZM194 237V239H198V236H197V238H195ZM218 237H220V235L218 236ZM238 237H239V235H238ZM238 237H237V240H238ZM47 238V237H46ZM69 238V239H68ZM150 238L152 239H155V240H153L152 239V241H154L153 242V244L150 242ZM171 238H173V237H171ZM183 240H185V239H187V236L185 235V236H183V237H181ZM236 238V237H235ZM62 239V238H61ZM132 239H134V238H132ZM222 239H224V238H222ZM24 240V241H25ZM88 240H89V238H88ZM190 240V239H189ZM231 240V241H230ZM242 240V235H241V238H240V242H242L241 241ZM23 241V242H24ZM78 241H77V243L76 244H78ZM127 241V240H126ZM156 241V242H155ZM193 241V240H192ZM222 241V240H221ZM27 242H26V244H27ZM60 242V241H59ZM121 242V241H120ZM125 242V241H124ZM197 242V241H196ZM195 242V243H196ZM219 242V241H218ZM32 243L30 244V246L32 245ZM198 243V242H197ZM203 243H204V241H203ZM86 245H87V243H85ZM198 244H200V243H198ZM222 244H225L224 243V240H223V242H220L219 243V245H222ZM75 245V246H74ZM83 245V244H82ZM177 245H178V243H177ZM195 245H197V244H195ZM227 245V246H228ZM244 245V244H243ZM44 246V247H43ZM68 246V247H67ZM198 246V245H197ZM203 245L201 244V248L205 251L206 249H204L203 247H202ZM223 246V245H222ZM222 246H221V249H222ZM230 246V247H231ZM27 246H24V248H26ZM49 247V246H48ZM84 247V246H83ZM87 247V246H86ZM126 247H127V245H126ZM178 247V246H177ZM206 247H208V246H206ZM244 247V246H243ZM258 247V246H257ZM65 248V250H67ZM179 252L181 253V254H185V255H182L183 257L184 256H186V254H187V248H186V245L184 244H182V245H180L179 247ZM195 248L197 249V247L195 246ZM241 248V249H240ZM60 249H62V245H61V248ZM117 249V248H116ZM121 249H122V247H121ZM128 249V248H127ZM209 249V248H208ZM31 250V249H30ZM29 250V251H30ZM65 250H64V252H65ZM95 250H97V249H95ZM200 250V249H199ZM203 250H201V251H203ZM23 251H22V253H23ZM2 252V251H1ZM5 252V251H4ZM28 252V253H27ZM61 252H63L62 250H61ZM162 252V253H161ZM190 252V251H189ZM226 252V251H225ZM95 253H99V251L97 250V251H95ZM179 253V254H180ZM3 254V253H2ZM2 254L0 253V264H2L3 263V260L5 259V256L7 255V253H4V255L2 256ZM16 254V253H15ZM70 254V253H69ZM101 254V253H100ZM104 254V253H103ZM116 254V253H115ZM121 254V253H120ZM180 254V255H181ZM198 254H200V253H198ZM197 254V255H198ZM248 254V253H247ZM20 255H21V253H20ZM46 255V254H45ZM65 255V254H64ZM102 255V254H101ZM100 255V256H101ZM118 255V252H117V254H116V256ZM160 255V256H161ZM9 256V258L10 257H12V256H10V255H8ZM7 256V257H8ZM119 256V255H118ZM163 256V255H162ZM202 256V255H201ZM257 256L259 257V255L257 254ZM256 256V257H257ZM14 257V256H13ZM68 257H69V255H68ZM67 257V258H68ZM103 257V256H102ZM158 257V256H157ZM203 257H205V254L203 255ZM207 257V256H206ZM255 257V256H254ZM253 257V258H254ZM9 258H6L7 259V262L9 263L10 261L8 260ZM112 258V257H111ZM116 258V257H115ZM114 258V259H115ZM154 258H156V255H155V257ZM153 258V259H154ZM159 259H160V261H158L159 262V264H161L162 262V260L164 259V258H162V257H158ZM252 258V257H251ZM13 259V258H12ZM19 259V258H18ZM43 259H45V256H44V258ZM60 259V258H59ZM103 259V258H102ZM102 259H100L99 257H98V261L99 260H102ZM157 259V258H156ZM46 260H47V258H46ZM96 260V259H95ZM103 260H107V259H103ZM103 260H102V263H101V261H97L98 262V264L100 263V264H103ZM112 260V259H111ZM117 260V259H116ZM202 260H204V259H202ZM34 261V262H33ZM44 261V260H43ZM63 262H64V260H62ZM192 261V260H191ZM250 261V260H249ZM5 262H6V260H5ZM14 262V264H15V261H13ZM13 262H11V264L13 263ZM16 262H18V261H16ZM45 262H47V261H45ZM58 262H60L61 263V261H58ZM61 263V264H66V262H64V263ZM161 262V263H160ZM166 262H168L167 260H166ZM181 262V261H180ZM252 262H254V261H252ZM256 262V261H255ZM7 263V264H8ZM94 263V262H93ZM106 263H108V262H106ZM110 263H111V261H110ZM114 263V262H113ZM140 263V262H139ZM138 263V264H139ZM165 263V262H164ZM189 263V262H188ZM191 263V262H190ZM16 264H18V263H16ZM104 264H105V262H104ZM109 264V263H108ZM249 264H251L250 262H249ZM253 264V263H252Z\"/></svg>", "mask_w": 264, "mask_h": 264}]
</instances>
